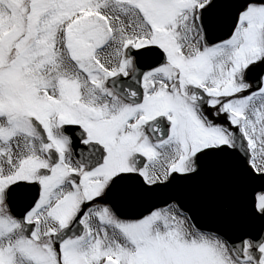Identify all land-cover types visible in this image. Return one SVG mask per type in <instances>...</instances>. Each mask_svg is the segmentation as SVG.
Returning <instances> with one entry per match:
<instances>
[{
	"label": "snow or ice",
	"instance_id": "snow-or-ice-1",
	"mask_svg": "<svg viewBox=\"0 0 264 264\" xmlns=\"http://www.w3.org/2000/svg\"><path fill=\"white\" fill-rule=\"evenodd\" d=\"M0 264H264V0H0Z\"/></svg>",
	"mask_w": 264,
	"mask_h": 264
}]
</instances>
